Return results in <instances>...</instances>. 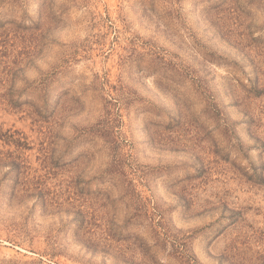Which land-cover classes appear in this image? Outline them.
I'll return each mask as SVG.
<instances>
[{"label": "rangeland", "instance_id": "1", "mask_svg": "<svg viewBox=\"0 0 264 264\" xmlns=\"http://www.w3.org/2000/svg\"><path fill=\"white\" fill-rule=\"evenodd\" d=\"M0 264H264V0H0Z\"/></svg>", "mask_w": 264, "mask_h": 264}]
</instances>
